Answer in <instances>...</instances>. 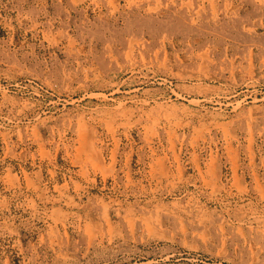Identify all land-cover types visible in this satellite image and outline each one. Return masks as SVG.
<instances>
[{"label":"rangeland","instance_id":"rangeland-1","mask_svg":"<svg viewBox=\"0 0 264 264\" xmlns=\"http://www.w3.org/2000/svg\"><path fill=\"white\" fill-rule=\"evenodd\" d=\"M0 264H264V0H0Z\"/></svg>","mask_w":264,"mask_h":264}]
</instances>
